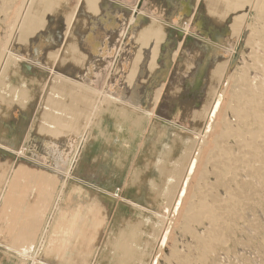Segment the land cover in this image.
<instances>
[{
  "label": "bare ground",
  "instance_id": "6f19581e",
  "mask_svg": "<svg viewBox=\"0 0 264 264\" xmlns=\"http://www.w3.org/2000/svg\"><path fill=\"white\" fill-rule=\"evenodd\" d=\"M251 9H256L258 19L264 22V0H32L22 12L12 13L11 41L7 40L11 43L1 54L4 59L0 65V183L7 184L10 175L6 176L7 169L14 173L7 195L2 198L1 230L18 232L27 216H36V207L25 204H29L32 197L38 200L37 204L44 203V194L39 197L35 190L43 184V180L39 181L43 172L46 174L43 167L59 170L61 159L73 152L81 134H87L95 118L94 127L99 131L92 135V140L102 139L105 144L89 146L97 149L95 156L100 163L97 165L106 166V179L112 178L122 184L127 181L129 171H135L125 187L138 201L121 198L117 190L115 197L130 205H142L147 208L143 207L146 212L154 211L157 202L169 204L177 198L168 220L171 224L176 221L195 238L202 252L197 261L207 263L206 253L223 250L230 237L231 228L228 230L227 225L239 219L241 209L248 202L249 191L254 189L252 186L259 183L264 188V85H259L256 79H252L257 82L256 86V83L249 84L251 77H236L231 71L233 62L230 60ZM9 12L6 15L10 16ZM261 29L258 30L264 39V29ZM181 33L192 37L190 46L185 47L184 39L187 38ZM258 58V62L263 60L261 56ZM175 59L177 75L173 77L169 69L173 68ZM246 70L242 69L244 73ZM252 71L249 68L247 72ZM230 82L241 87L237 93L227 94ZM181 109L186 110L188 118ZM162 122L189 134L169 127L161 131L158 125ZM202 124L203 130L199 128ZM151 125L153 158L150 154L148 157L146 149L147 154L139 165L143 174L139 176L138 164L131 163L133 145ZM177 150L181 160L171 155ZM4 151L17 155L26 165L12 170ZM186 156L188 168L181 166ZM150 173L158 179H152ZM243 173L249 174L247 181H242ZM250 176L254 178L251 180ZM45 177L49 184L51 178ZM210 177L215 179L214 184H210ZM48 184L42 185L43 191ZM220 188L224 190V198L220 197ZM140 199H146V204L150 205L145 206ZM46 205L41 208L48 209ZM25 206L29 209L23 213ZM117 221L112 234L105 235L101 243L103 257L97 258V264H158L169 235H163L158 242L155 240L157 232H151V237L131 234L134 224L141 226L145 234L149 229L157 230L155 223L142 216L136 217L132 210L123 211ZM203 221L210 225L207 236H211L206 238L197 237L193 230L196 223ZM27 235L17 237L16 233L17 238H11L18 239L16 243L21 244L25 237L29 239ZM85 236L90 237L91 232ZM155 242L159 244L154 256ZM41 244H45L44 239ZM52 244H56L53 239ZM18 245L14 248L19 249ZM193 247L189 249L192 251ZM62 249L66 250L61 248L60 252ZM18 255L19 263L29 256L25 251Z\"/></svg>",
  "mask_w": 264,
  "mask_h": 264
},
{
  "label": "rangeland",
  "instance_id": "374dc122",
  "mask_svg": "<svg viewBox=\"0 0 264 264\" xmlns=\"http://www.w3.org/2000/svg\"><path fill=\"white\" fill-rule=\"evenodd\" d=\"M31 1L32 0H12V2H11V0H6V1L0 0V8H1L0 9V11H1L0 12V14H1L0 15V65L1 66L3 65V59H4L3 55H1V54L4 53V51L9 47L8 45L11 43V42H9V43L7 42V40H9V39L11 41V33H10L11 27L10 26H11L12 20H13L11 17H13L17 13V11H18V13L22 12L23 9H25L26 7L31 5ZM18 5H20L21 7H18ZM8 12H9L10 16L6 15V14H8ZM249 17L246 19L245 26L242 28L241 34L238 37V39L236 40L235 45L233 46L234 49H232V51H231L232 57L230 56V60L233 62V68L231 71L236 77L237 76H239V77L240 76H243V77L246 76V79L251 77L250 79H248V81L250 80L249 84H251V82L254 83L253 81L256 79L259 85H264V82H263L264 81V62H261V61H264V52H263L264 50L262 48V47H264V45L260 44V43L264 42V39H262L263 35L262 34L260 35V30H258V29H261L260 26H263L262 29H264V22L261 20L263 22L261 24V21L259 20L260 16H259L258 12L256 11V9H251L249 11ZM7 19H9V20H7ZM258 20L260 21V23L258 22ZM253 34H254V36H253ZM181 35L184 38L185 37L187 38L186 40L184 39L185 47L190 46V41H191L192 37L190 35H186L185 33L184 34L181 33ZM252 36H253V38L254 37L255 38L252 39ZM261 40H262V42H261ZM252 46H254V48ZM253 53L256 54V57ZM257 55H259V56H257ZM260 56H261V58L263 57V60H261V61L259 60ZM254 57H255V59H254ZM257 57H259L258 60L261 64L263 63L262 64L263 66L260 67L261 64L257 61V59H256ZM176 64H177V61L175 59L173 62V68L169 69V71L173 77H175L177 75L176 74L177 72L175 70ZM254 65L257 67L259 66L260 69L257 67L255 68ZM249 68H250V71L253 70L251 73L247 72V71H249ZM242 69H244V71L247 69L245 72L246 74L244 73V71H242ZM256 69L258 71H256ZM262 70H263V72H262ZM259 71L262 73H260ZM236 72H237V74H236ZM252 79H254V80H252ZM238 81H239V79H238ZM238 81H237V83H238ZM257 82H255L256 84L254 83L255 86L257 85ZM261 82H263V83H261ZM232 84L234 85L235 83H232V82L229 83L227 94H231L232 92H233V94H235L238 92L239 88H241L239 86V84H235L234 86ZM231 86H233V87H231ZM255 86H251V87L253 88ZM234 88L236 91L234 90ZM231 89H232V91H231ZM185 111L186 110L181 109V112L188 118L189 114ZM94 121H95V118L93 119V121L88 126L87 134L86 133L83 135L81 134L80 138L78 139L79 143L77 142L79 145L76 143L77 145L74 146V148L72 149L73 152L70 154L68 153L69 158L63 157L61 159L63 162L60 161L61 166L59 167V170L57 168L53 169L52 167H50V168L46 167L47 169L45 167H43L46 170V174L47 173L48 174L46 175L45 172H43L42 178L47 176V178L48 177H49V179L51 178L52 183L49 182V184H48V182L45 181L46 177L44 179L41 178V179H39V181L43 180V181H41V183L48 184V187L46 186V189L43 191V188H42L43 184H42L40 188H35V190H36V192L37 191L39 192V195H38L39 197H40V195H42L41 193L44 194L43 195V199H44L43 202L44 203L39 205L36 203V201L38 202V200L37 199L34 200V197H32L33 201L31 200L30 202H27L29 204H25L26 206L28 205L27 207H34V208L36 207L35 208V210H36L35 215L37 217L35 215L34 216H35V218H37V220L35 219V221L33 223V227H35V225H39V227L37 228V232H36L37 236L35 237L36 241L34 242L35 246L34 245L31 246L33 249L31 248V250L28 253H26V254H29V256H28L29 264H44V263L45 264L46 263H48V264H62L63 262L65 264H69V263H71V264H88V263L89 264H97V258L100 257V259H101L103 257V251H102V247H101L102 244L101 243L104 240V238L106 237L105 235L110 236L112 234L114 226H115L116 222H118L117 219L120 217L122 212L125 210H132V211L136 212V217L139 218L142 216V218L149 219L150 221L155 223V225L157 226L156 227L157 230H155L153 228V230L151 231V229H149L148 231H146V234H145V232L142 230L141 226L134 224L131 226V229H130L131 234H132V232H135V233L142 234L143 236H146V237L148 235H150V237H151V232H152V234L154 232H157L155 240L157 239L158 242L163 237V235H165V234L169 235L167 237L168 241H166L164 247H162L161 254L158 257L159 258L158 264H168V263L169 264H173V263L174 264H181V263L182 264H191V263L192 264H194V263L195 264H264V188L261 184L255 183L252 186V189L253 188L254 189L252 191H249V195L247 194L248 195V199H247L248 202H246L247 204L245 205L244 209L243 208L241 209L242 213L240 212L239 219L236 220L235 222H232L231 224L227 225L228 230L231 228L230 229L231 232L229 231L230 234L227 232L230 237L228 239L229 240L228 243L224 247L225 250H224V248H223V250H222V248H220V249H217L215 252L209 251L208 253L205 254L209 261H207V263H201V262L197 261V259H196L202 252L199 251V249L201 247H199L196 244L197 242L195 241V238L193 239L192 235L185 232L181 227H179V225H178L179 223H177L176 221L173 220L174 224L173 223L171 224L170 221L168 220V218L170 217V215L173 211V206H174L173 202L177 198H174V201H170L169 204L164 203L162 205L161 204L159 205V203L157 202L153 206L154 211L151 210L152 212H146L144 210V208H146V207H144L142 205H138V206L132 205V204L130 205L129 203H126V201L119 200L115 197V195H114L115 192L120 191V197L121 198L126 197V198H130V199L132 198V200L136 199L135 196L130 195L129 189L127 187H125V184L129 182L128 178L130 176H133L135 171L131 172V170H130L129 174L127 176V181L123 182L122 184H120L119 181H117V183H116L112 178L107 177L108 180L106 179V177H105L106 166L105 165H97L99 163L98 158L95 156V154L97 153V149H95V147L90 148V146H89L91 144H94L97 147H102V144H105V142L102 139L92 140V135L98 133V131H99L98 128L94 127ZM153 125L148 127L147 133L144 134L145 136L142 134L141 136H138L139 138L136 137L137 138L136 142L133 145V150H132L133 151V158L131 160V163L135 162L136 165L138 164V167L136 170H137V173L139 176L141 174H143L140 172V169H139L140 166L139 165H140V160L143 157V155L147 154L146 149H148V157L150 154L151 158H153V154H151L150 151L154 150L155 147L153 146L154 145L153 140L151 139V134L149 131V130H151V127H153ZM158 127H159L158 129L161 131H163L164 129H167L169 127L170 130L173 128V130H176V131L180 132L181 134H184V135L189 134L185 130L180 129L178 127H172L171 128L169 125H167L164 122L159 123ZM190 128H192V127H190ZM199 128H201L203 130L204 124L200 125ZM104 131L108 132L106 128L104 129ZM109 133H110V130H109ZM4 152L7 155V159L9 161V163H11V165H9V167L12 166V170L16 169L19 165L23 164V163H21V160L18 159L17 155H13V153L8 152V151H4ZM74 152H75V156L73 157ZM171 155L173 157L177 158V160L182 159L181 154L180 153L178 154V150L175 152L172 151ZM48 158L50 159L51 157L49 156ZM64 159H67V161ZM187 160L188 159L186 156L181 161V163H182L181 166H183L184 168L189 167ZM28 163H31V162H28ZM23 165H26V164H23ZM34 166L36 167L38 165H34ZM34 166H32V167H34ZM38 167H40V166H38ZM49 169H51V170H49ZM63 170H64V172H63ZM5 173H7L6 176L9 174L10 175L8 177L9 180L7 181V184L0 183V186H2V187H0V190H1L0 191V211L2 209V207H1L2 206V204H1L2 198H4L7 195L8 184H9V181L12 178L14 172H9V170L7 169L5 171ZM5 173L3 172V174H2L4 177H5V175H4ZM65 173L68 176H66ZM247 175H248V178H247ZM247 175L245 173L242 174V178H241L242 181H244L245 179H246L245 181H247L249 179V174H247ZM149 176L154 180L158 179L157 176L153 173H150ZM251 177L254 178L253 176H250V178ZM252 178H251V180H252ZM39 181H37V184L39 183ZM209 182H210V184H214L215 179L213 177H210ZM257 184H258V186H257ZM39 185H40V183H39ZM49 186H51V187H49ZM55 187H57V188H55ZM47 188H49V190H47ZM54 189H56V190H54ZM46 191H47V193H44ZM48 191H49V193H48ZM219 191H220L219 192L220 197L224 198L225 197V194L223 193L224 190L220 188ZM144 192L142 193L143 196H144ZM77 193H78V195H77ZM56 195H57V197H56ZM172 195H173V192L171 193V197H172ZM53 197L55 199H53ZM145 200L140 199V201H142L141 203L145 204V206L150 205V204L147 205ZM46 201H49V204L46 203ZM87 201L89 202V204ZM156 201H159V199H157ZM44 204L45 205L48 204V206L50 208L46 205V208H48V209L43 210V208H41V207H44L45 206ZM78 205H80V206H78ZM26 206L24 207V209H22V211L24 210L23 213L26 212L25 209H29V208H26ZM140 206H142V208H140ZM66 209H67V211H66ZM41 210H42V212H41ZM92 211L93 212L95 211V213L91 214ZM48 212H49V214H48ZM2 213H4V211H2ZM56 213L59 215H56ZM163 213H164V217L165 218L167 217V219H165L163 217ZM169 213H170V215H169ZM69 214H70V216H69ZM41 215L42 216L45 215V216L42 217ZM55 215L57 218L56 220L54 219ZM85 215L87 216V218ZM159 215H161V217H159ZM66 216H68V217H66ZM76 216L78 217V219H76L77 218ZM80 217L82 218V220H79ZM83 218H84V220H83ZM177 218H180V216H178ZM162 219L163 220L165 219L167 221L165 222V220L163 221ZM57 220H58V222H57ZM70 220H71V222H70ZM60 221L63 223V225ZM78 221H79V223L75 224V222H78ZM81 221H83V223ZM92 221H93V223H92ZM105 221H107V222H105ZM220 222L222 223V221H219V224H220ZM38 223H40L42 225H40ZM96 223H100L101 225L96 224ZM199 224L197 225V223H196V225L193 226L194 234L197 232L198 234L196 233L195 235H197V237L199 236L201 238H206V237L211 236V235L207 236V234L210 230V225L208 224V222L206 223V221H203V223H199ZM252 224H254V225H252ZM256 224H257V226H256ZM90 225H92V226H90ZM221 225H223V224H221ZM40 226H41V229H40ZM253 227H254V229H252ZM76 229H78L79 231L77 230L78 231L77 232ZM169 229H170V231H168ZM38 230H39V232H38ZM53 230L56 233H54ZM74 230H75V232H74ZM80 230H82V231L80 232ZM206 231H207V233H205ZM48 232H49V234H48ZM87 232H91L90 237L85 236V234H87ZM175 232H176L177 236L175 235ZM184 232L186 234H184ZM201 232L203 233V235L201 234ZM51 234H52V236H51ZM73 234H75V236ZM171 235H173V236L171 237ZM189 235H190V237H189ZM45 237H47V238L45 239ZM76 237L77 238L79 237V238L77 240H75ZM174 237H176V239ZM42 239L45 240L44 245L41 244ZM47 239H48V241H47ZM52 239L56 243L55 245L52 244ZM67 240H68V242H67ZM65 241L68 245L65 244ZM182 241L185 243H183ZM191 241H193V242H191ZM158 242H157V245L159 244ZM177 243H179V246ZM182 244L185 245V246L183 245L185 248L182 246ZM153 245L155 247L156 242ZM157 245H156V249L154 251V256L156 255ZM1 247L3 250L5 249V248H3V246L0 245V248ZM167 247H169L170 250ZM192 247H193V249L191 251L190 249ZM40 248H43V249H40ZM61 248L66 249V250H64V252L66 251L65 255H64L65 258L63 257V253H64L63 249L60 252ZM185 249H187V250H185ZM57 250H59L58 251L59 253L57 252ZM50 251H52V252H50ZM168 251H170V252H168ZM193 252L194 253L196 252V253L194 254ZM93 253H94V255H93ZM165 253L167 254L166 256H165ZM207 254L210 256H208ZM168 255H169V257H168ZM184 255H186V256H184ZM177 256H179L181 258V260H179V257H177ZM82 257H84V258H82ZM188 257H190V258H188ZM66 258H68V259H66ZM64 259H66V262L64 261ZM190 259H192L193 261ZM172 260H174V261H172ZM24 261H25V258H24Z\"/></svg>",
  "mask_w": 264,
  "mask_h": 264
},
{
  "label": "crops",
  "instance_id": "0c3cea01",
  "mask_svg": "<svg viewBox=\"0 0 264 264\" xmlns=\"http://www.w3.org/2000/svg\"><path fill=\"white\" fill-rule=\"evenodd\" d=\"M24 219L26 218V216H22ZM28 218H26L27 219V221H26V223L24 224V226L29 222V224L28 225H26V227H28L27 229H25L26 227H24V226H22L19 230H17L18 232H16V230L14 231V232H11V230H7V229H4L5 230V233H4V230H1L2 228L0 227V231H2V232H0V233H3V236H2V234H1V236L0 237H4V235H5V237L4 238H0V239H2V240H0V245L1 246H3V248H5L4 250L2 249V247L0 248V264H29V258L28 257H23V259L25 258V261L23 260L22 261V263H19V260H18V257L17 256H19L18 254H19V252H26L27 253V251L29 250H31V247L30 246H32L34 243H32V242H35V239H34V237L37 235L36 234V230H37V228L39 227V225H35V227H33L32 225H33V223L32 222H34L35 221V217H33V216H27ZM34 219V220H32V219ZM29 219V220H28ZM30 224H32V225H30ZM29 226H31V227H29ZM23 227H24V229H23ZM34 229V230H30V229ZM7 230V231H6ZM26 230H28V231H26ZM24 232V233H23ZM35 232V233H34ZM14 233H15V235H14ZM16 233H17V237L19 236V235H21V234H25V233H27L28 235L27 236H29V239L27 238V237H25L23 240H22V243L21 244H17L16 242L18 241V239H12V238H15L16 237ZM18 233H19V235H18ZM35 234V235H34ZM8 237H7V236ZM30 235H31V237H30ZM34 235V236H33ZM12 237V238H11ZM16 237V238H17ZM7 239H9V240H7ZM11 239V240H10ZM28 239V240H27ZM6 240V241H5ZM2 241V242H1ZM9 241V242H8ZM13 241H14V243H16L19 247V249H15V248H17V245L16 244H14V245H12L13 244ZM24 241V242H23ZM19 242V241H18ZM8 244V245H6V244ZM9 243H10V245H9ZM12 243V244H11ZM32 243V244H31ZM26 244V246H24ZM13 246V247H12ZM15 247V248H14ZM25 247V249L23 250V248ZM29 247V248H28ZM20 248H21V250H20ZM6 251V252H5ZM12 255H11V254Z\"/></svg>",
  "mask_w": 264,
  "mask_h": 264
}]
</instances>
